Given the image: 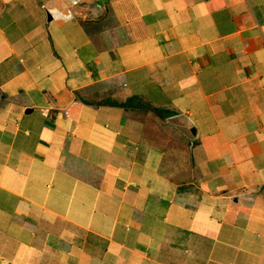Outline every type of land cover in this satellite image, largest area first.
Masks as SVG:
<instances>
[{"label":"crops","instance_id":"obj_1","mask_svg":"<svg viewBox=\"0 0 264 264\" xmlns=\"http://www.w3.org/2000/svg\"><path fill=\"white\" fill-rule=\"evenodd\" d=\"M14 1L0 264H264V0Z\"/></svg>","mask_w":264,"mask_h":264},{"label":"rangeland","instance_id":"obj_2","mask_svg":"<svg viewBox=\"0 0 264 264\" xmlns=\"http://www.w3.org/2000/svg\"><path fill=\"white\" fill-rule=\"evenodd\" d=\"M27 3L28 2H26L25 0H23V1H14V2H11V3H9V5L7 6V9L9 10V12L12 14V15H14V14H16V12H22V7H21V5L22 4H24L25 6L27 5ZM17 17H21V15H18ZM16 34H18V33H16ZM19 35V34H18ZM17 52H16V54H17V56L18 57H20L21 58V55L22 54H20V50H16ZM2 56L3 57H11V56H13V55H15L14 53H12L11 52V50L9 49V50H3V52H2ZM16 67H20L21 66V63L18 61L17 62V64L15 65ZM145 109H147V110H151L152 109V106H150L149 104L147 105V107L145 108Z\"/></svg>","mask_w":264,"mask_h":264},{"label":"trees","instance_id":"obj_3","mask_svg":"<svg viewBox=\"0 0 264 264\" xmlns=\"http://www.w3.org/2000/svg\"><path fill=\"white\" fill-rule=\"evenodd\" d=\"M137 100H139V97H132L130 100H128L126 103H124V104H120V105H117V106H120V107H130V106H132V103L134 102V101H137ZM152 110L154 111V112H156L157 114H159V115H165L166 114V112L164 111V110H162V109H157V108H153L152 107ZM262 190L264 191V187L262 188Z\"/></svg>","mask_w":264,"mask_h":264},{"label":"water","instance_id":"obj_4","mask_svg":"<svg viewBox=\"0 0 264 264\" xmlns=\"http://www.w3.org/2000/svg\"><path fill=\"white\" fill-rule=\"evenodd\" d=\"M48 18L51 19L50 16H49ZM29 111H31V110H29ZM195 132H196V130H195V128H193V129H192V133L195 134Z\"/></svg>","mask_w":264,"mask_h":264},{"label":"built area","instance_id":"obj_5","mask_svg":"<svg viewBox=\"0 0 264 264\" xmlns=\"http://www.w3.org/2000/svg\"><path fill=\"white\" fill-rule=\"evenodd\" d=\"M76 3V2H75Z\"/></svg>","mask_w":264,"mask_h":264}]
</instances>
